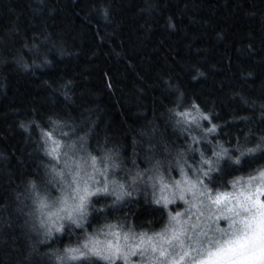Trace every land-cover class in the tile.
Here are the masks:
<instances>
[{
    "label": "trees",
    "instance_id": "1",
    "mask_svg": "<svg viewBox=\"0 0 264 264\" xmlns=\"http://www.w3.org/2000/svg\"><path fill=\"white\" fill-rule=\"evenodd\" d=\"M194 104L209 119L191 130L177 113ZM44 132L112 157L131 195L46 235ZM182 159L214 160L213 191L264 170V0H0V264H107L58 259L88 232L162 228L174 207L141 176Z\"/></svg>",
    "mask_w": 264,
    "mask_h": 264
},
{
    "label": "snow or ice",
    "instance_id": "2",
    "mask_svg": "<svg viewBox=\"0 0 264 264\" xmlns=\"http://www.w3.org/2000/svg\"><path fill=\"white\" fill-rule=\"evenodd\" d=\"M195 114L191 111L177 113L182 121L197 123L199 119L208 120L209 117L200 112L197 105H193ZM180 121H178L179 123ZM208 132H215V126L209 128ZM45 143L49 144L46 154L53 160L59 162L61 143L55 139L51 132H44ZM257 149H248L253 153ZM227 150L215 153L217 158L226 154ZM245 153H241L244 155ZM93 168L96 166V158L90 157ZM235 163H239L237 158ZM209 165L203 176L211 179L210 173L214 171L213 162L204 160ZM67 166V165H66ZM77 167H80L77 164ZM57 176H63L62 172L53 169ZM183 173V169H181ZM79 172L72 177V183L77 186L73 189L78 197V203L69 204L67 199L60 201L61 206L55 212L45 213L49 207L46 198L37 197L34 201L42 215L47 219L41 221V227L48 224L46 235H51L52 230L61 232L63 224H57L56 220H67L76 227H82V219L86 214L85 208L89 196L97 193H107V187L98 188L95 192L89 191L87 184L81 188L77 177ZM35 189V184L32 185ZM122 187V186H121ZM175 189L178 190L179 199L189 207L186 209L188 216L181 220L184 213H177L171 216L168 227L162 232L149 236L142 233L138 237H132L135 243L121 245L118 241L119 232H111L117 237V242H102L99 239L89 237L88 240L78 247L65 249L64 255L59 259L63 261L87 260L96 257L107 261L109 264H116L122 260L123 264H133L132 257H141L136 264H264V170L257 175L251 176L241 184L240 180L233 182L232 191H213L205 179L197 178L192 181L188 178L183 181H176ZM169 185L163 184L161 191L168 189ZM81 192L83 194H81ZM191 194L192 200H186L185 195ZM76 197H73L75 199ZM119 198V197H118ZM157 204L163 202L165 206L173 201L166 195H161L155 201ZM215 210V222L227 221V227H216L213 235L208 224L201 226V218L212 219ZM61 213L66 215L61 216ZM75 214H78L75 215ZM114 227V226H110ZM124 240L128 241L129 236L125 234Z\"/></svg>",
    "mask_w": 264,
    "mask_h": 264
},
{
    "label": "rangeland",
    "instance_id": "3",
    "mask_svg": "<svg viewBox=\"0 0 264 264\" xmlns=\"http://www.w3.org/2000/svg\"><path fill=\"white\" fill-rule=\"evenodd\" d=\"M187 111H191L193 112V114H195V109H190ZM198 124H199V127L202 128V125H201L203 124L202 119L198 120ZM186 125L187 127L190 126L191 130L199 128L197 127V123L189 124L186 122ZM204 129H207V127ZM90 157L96 158L97 163H96L95 168H93L91 165ZM204 160H209V159H202L201 162L197 160L198 163L196 164V166H194V165H191V163H189L186 159H182L181 161L175 163L174 167L172 168L173 170L171 171H165L159 167L153 166L143 176H141V179L144 182L146 188L148 189L149 194L153 198L154 202L157 199H160L161 195H166L173 202L169 203L167 206H165L163 202H161L158 205H161L162 207L169 209V212L171 210V207H174V210L173 211L171 210V212L167 215V219L164 225L162 226V228L158 229L155 232L147 233L149 236L155 235L156 233H160L166 227H168L171 221V216L176 215L177 213H184V216L181 217V220H184L188 216V212H186V209L189 206L185 204L184 201H181L179 199V193H178V190L175 189L174 184L176 181H183L185 176L186 178L192 181H196L197 178L202 179L203 174L201 173L202 169H200V164L202 166L206 165L204 164ZM209 161H212L213 164H215L213 159ZM77 164H79L80 167H77ZM53 169H55L58 172H62L63 176H57L55 172L53 171ZM181 169H183V173ZM77 172H79V176L77 177V180L81 188H83L86 183L89 191L91 192H95L96 189L103 188L105 186L108 189L107 193H97L96 195H92L88 197L86 208H85L86 214L83 216V219L81 221L82 224L87 218V213L89 211L90 205L92 203L91 201H93V199L100 198V197H104V198L107 197V198H111L115 200H120V199H124L130 196L131 193L133 192V189H135V188L131 189L132 187L131 179H129L128 181L123 180L119 175H117L118 173L117 164L112 157L95 156L91 154L86 149V147L82 146V144L80 143H75V142L68 143V144L63 143L61 144L59 162L54 160L48 168L49 178L55 185L57 195L54 198V200H50V201L47 200L49 207L44 210L45 213L57 211L59 207L61 206L60 201L62 199H67L69 204H76L79 202L78 197H76V193L73 191V189L77 185L72 183V177ZM249 178L241 179L240 180L241 184H243ZM162 183L169 185V188L164 190L163 192L161 191ZM232 190L233 189L231 186V188L228 191H232ZM81 194L83 193L81 192ZM73 197H76V198L73 199ZM185 199L191 201L192 195L186 194ZM213 211H214V215L212 219H207L206 217L201 218V226H203L204 224H208L211 227L212 231H209L208 233L210 236L214 234V230L216 227L226 228L227 223H228L225 220H220L218 222H215V210ZM36 212H37L36 213L37 219L41 225V221L46 220L47 217L46 215H42L38 208ZM63 215H66V213H61V216ZM75 215L78 216V214H75ZM52 219L57 224H63L65 221H67V220H56L55 217H53ZM48 227L49 225L45 224V226L42 228L43 230L47 231ZM113 231L120 233V238L118 242L121 245H124L125 243H135L132 237H138L140 234H142L132 229H126V228L125 229H114L111 227H105V228H102V229H99L93 232H88L87 235L85 236V239L78 246H81L83 243H85L89 237H92L94 239H99L102 242L112 241L113 243H116L117 237L112 236L110 234ZM53 232H55V229L52 230V233ZM125 234L129 236L128 241L124 240ZM78 246H75V247H78ZM92 259L109 264V262L100 260L96 257H90L86 261H89ZM142 259L143 258L139 256L131 258V260L133 261V264H136V262L141 261ZM58 260L60 263L78 262V261H63L60 259ZM79 261H82V260H79ZM116 264H123V261L117 260Z\"/></svg>",
    "mask_w": 264,
    "mask_h": 264
},
{
    "label": "bare ground",
    "instance_id": "4",
    "mask_svg": "<svg viewBox=\"0 0 264 264\" xmlns=\"http://www.w3.org/2000/svg\"><path fill=\"white\" fill-rule=\"evenodd\" d=\"M92 150V149H91Z\"/></svg>",
    "mask_w": 264,
    "mask_h": 264
}]
</instances>
